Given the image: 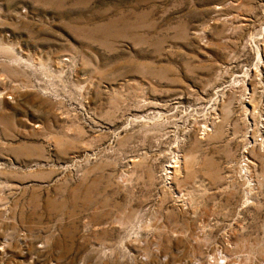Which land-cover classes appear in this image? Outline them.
Here are the masks:
<instances>
[{
  "label": "rangeland",
  "instance_id": "obj_1",
  "mask_svg": "<svg viewBox=\"0 0 264 264\" xmlns=\"http://www.w3.org/2000/svg\"><path fill=\"white\" fill-rule=\"evenodd\" d=\"M0 264H264V0H0Z\"/></svg>",
  "mask_w": 264,
  "mask_h": 264
}]
</instances>
